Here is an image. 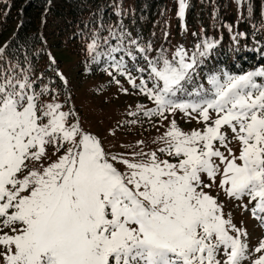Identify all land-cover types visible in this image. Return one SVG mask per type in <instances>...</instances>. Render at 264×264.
Listing matches in <instances>:
<instances>
[{
    "label": "snow or ice",
    "instance_id": "6c2138e0",
    "mask_svg": "<svg viewBox=\"0 0 264 264\" xmlns=\"http://www.w3.org/2000/svg\"><path fill=\"white\" fill-rule=\"evenodd\" d=\"M178 4L183 21L186 0ZM107 31L91 35V62L104 58L154 105H137L124 123L159 118L165 131L151 144L106 149L74 107L64 110L70 97L60 103L48 85L37 90L31 66L5 67L0 48V264H264V239L250 248L220 200L264 228V84L255 79L264 69L206 75L205 87L198 69L216 41L180 45L169 58L163 46L152 56L123 23ZM176 113L202 128L183 131L169 119Z\"/></svg>",
    "mask_w": 264,
    "mask_h": 264
},
{
    "label": "trees",
    "instance_id": "16d2710c",
    "mask_svg": "<svg viewBox=\"0 0 264 264\" xmlns=\"http://www.w3.org/2000/svg\"><path fill=\"white\" fill-rule=\"evenodd\" d=\"M169 3L170 0H4L0 2V38L8 35L2 46L4 66L9 60H18L25 67L31 66L34 79L43 80L50 75L47 62L53 52L67 50L87 59L93 32H99L103 25L105 30L99 34L107 37L108 26L117 28L120 23L141 44L150 42L154 49L151 54H156L161 46L165 48L168 41H173L170 33L165 36ZM190 14L193 16L188 15V21L192 23L196 14L200 24L197 41H216L205 64L220 62L226 72L235 75L256 67L264 69V0H245L242 18L237 21L233 11H225V7ZM56 64L60 66L59 61ZM200 82L205 81L200 78Z\"/></svg>",
    "mask_w": 264,
    "mask_h": 264
},
{
    "label": "rangeland",
    "instance_id": "374dc122",
    "mask_svg": "<svg viewBox=\"0 0 264 264\" xmlns=\"http://www.w3.org/2000/svg\"><path fill=\"white\" fill-rule=\"evenodd\" d=\"M3 1L0 0V2ZM244 2L245 0H242V3L238 5L236 0H186L187 7L185 9V16L184 20L181 21L177 16L179 10L178 0H170V12L166 19V32L167 35L170 33L173 36V41H168L165 46L168 57L171 58L176 48L180 45H183L186 50L191 51L193 46L199 42L196 37L201 30L200 24L196 22V14L193 21L194 25L192 24L193 22L190 23L188 21V15L190 17L193 16L190 12L194 14L195 11L197 15H200L201 11L215 10L218 7L222 10L225 7V11H233L234 19L237 21L242 18ZM195 24H197V28H195ZM177 26H179L178 30H176ZM176 32L179 33L176 34ZM193 33H196V35L194 36ZM134 36L132 35L130 38ZM7 39L8 35L0 38V48H2ZM115 42L112 41L111 43L115 44ZM132 50L135 54V48ZM151 55L155 56L156 54L153 53ZM51 58L53 60L48 59L47 62L49 67H51L50 73L56 75L58 68L59 73L67 81V85L64 84L63 80L57 79L54 76L55 79H49L53 82H49L48 86L59 95L58 102L63 103L68 97L71 98V103L66 105L64 110L67 111L68 107H74L84 129L98 135L102 139L106 149H110L113 152L124 151L120 145L134 144L138 140H144L146 144H151L154 138L165 131V128L161 125H166L167 121L159 118H153V122H149L146 118L141 117L135 125H127L124 123L136 119V117L129 116L128 113L135 111L137 105L143 104L148 108L154 107V105L132 89L126 77L118 75L114 68L108 70L116 76V79L120 81V85L123 88L128 89V93H124L120 85L112 81V76L103 70L107 65L104 58H101L100 65L92 62L88 63L91 61L90 57L87 59L79 57L67 50L53 52ZM124 60L128 68L132 69L133 61L131 57L125 56ZM52 61H55V63ZM57 61H59V67L56 64ZM103 65L105 67H102ZM138 66L146 67L142 60L139 61ZM198 71L203 81H205L204 77L206 75L225 72L220 62L213 61L205 65V60ZM137 75L138 73L136 71H132L133 77ZM261 78L264 77H256L255 79ZM256 82L264 84V80H258ZM40 87H36L37 90ZM205 87H207V84ZM45 100H50V97L46 96ZM173 118H175L178 126L185 132L202 128V125L198 124L196 120L188 119L182 113H176L174 117L169 116V119ZM158 128L159 130H157ZM111 130H115L114 136L109 135ZM155 147L156 145H151V148H146L145 151L154 150ZM215 194V191H213V195ZM220 200L226 204L225 213L230 214L233 222L237 226H242L248 232L249 247L257 246L260 240L264 239V232L259 224H255L252 221L255 219L250 215V211L241 210L236 206V202L227 201L223 194H221ZM248 207L249 209L251 208L250 205Z\"/></svg>",
    "mask_w": 264,
    "mask_h": 264
}]
</instances>
